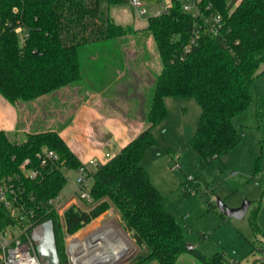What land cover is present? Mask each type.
<instances>
[{
  "label": "trees",
  "instance_id": "obj_1",
  "mask_svg": "<svg viewBox=\"0 0 264 264\" xmlns=\"http://www.w3.org/2000/svg\"><path fill=\"white\" fill-rule=\"evenodd\" d=\"M197 5L194 15L171 0L166 11L148 18L162 70L153 82L146 128L92 173L91 200H81L85 206L73 204L61 216L50 203L66 186L62 168L77 170L83 164L57 131L30 132L22 141L0 131V182L14 190L8 191L11 208L0 200V232L16 227L30 235L52 220L60 264H69L65 237L114 210L140 248L131 264H178L186 253L202 264H229L224 253L209 257L188 246L182 226L165 208L142 163L157 144L153 128L166 119L169 97L199 103L202 114L191 146L202 163L220 159L243 139L234 120L254 102V84L264 74V69L258 72L264 65V0H241L233 11L229 0H197ZM216 14L222 16L221 26L212 33L208 20ZM134 32L102 22L99 0H0V94L12 104L32 102L83 82L88 61L90 74L105 58L108 42ZM107 61L101 62L103 67ZM44 150L55 151L59 160L42 167L38 154ZM256 168L261 169L259 160ZM34 170L38 175L31 178L28 172ZM250 223L258 235L256 212ZM259 250L257 263L264 264V243Z\"/></svg>",
  "mask_w": 264,
  "mask_h": 264
},
{
  "label": "rangeland",
  "instance_id": "obj_2",
  "mask_svg": "<svg viewBox=\"0 0 264 264\" xmlns=\"http://www.w3.org/2000/svg\"><path fill=\"white\" fill-rule=\"evenodd\" d=\"M143 1L147 10L145 15L138 14L131 0L117 4L99 0V8L103 21L115 20L138 29L130 48L138 50L140 58L130 61L128 67L148 78L149 84H142L140 91L136 89L137 81L130 84L131 87L120 82V87L105 88L98 81L105 82L102 75L87 82L90 67L87 60L83 82L68 86L76 85L75 88L61 89L32 102L17 103L23 113L19 131L10 134L13 140H25L30 132L54 130L80 161L100 158L96 160L103 165L119 152L107 144L111 141L124 144L128 134L130 137L137 134L134 129L136 121L150 109L154 88L151 80L159 75L160 66L157 44L148 30V18L163 13L171 4V0ZM188 1L190 4L193 2ZM235 3L236 0H229L230 11L236 7ZM191 13H197L194 4ZM143 50L149 56H143ZM263 69L264 65L258 72ZM253 97L254 102L234 120L243 135L241 143L208 164L201 162L191 146L202 114L199 103L194 98H167V117L153 128L157 144L147 150L142 161L152 182L163 195L165 208L176 216L182 226L188 246L209 257L224 253L229 264H258L257 260L261 258L259 248L264 243V74L254 84ZM133 130L135 132L132 133ZM107 149L112 156L102 159ZM258 160L260 170L256 168ZM89 168L92 173L97 169L91 165ZM62 171L67 183L55 207L61 216L73 204L85 206L76 195L79 189L77 170L63 167ZM91 184L92 181L86 191L90 190ZM245 201L250 202V207L241 219L227 217L222 212V204L238 208ZM254 212L261 231L258 235L254 234L250 223ZM40 225L30 235L35 248L41 236ZM105 234L114 243L111 245L108 242L114 251L126 247L134 252L138 249L123 264H131L140 253L138 245L120 224L117 212L108 210L76 234L65 237L69 264H96L103 257L102 252L109 247L102 243L106 239ZM38 256L40 264H51L49 257ZM178 264L202 263L193 254L186 253L180 257Z\"/></svg>",
  "mask_w": 264,
  "mask_h": 264
},
{
  "label": "crops",
  "instance_id": "obj_3",
  "mask_svg": "<svg viewBox=\"0 0 264 264\" xmlns=\"http://www.w3.org/2000/svg\"><path fill=\"white\" fill-rule=\"evenodd\" d=\"M240 2H241V0H236V3H235L236 6ZM136 10L138 12V9H136ZM233 10H231V11H233ZM138 14H139V12H138ZM100 19H101V16H100ZM101 21L105 22L102 19H101ZM109 21H113L116 24L122 25L121 23H117L115 20H109ZM105 23H107V22H105ZM122 26H124V25H122ZM124 27H127V26H124ZM128 27L133 28L135 33L134 34L132 33L133 35L129 34L128 36H126L124 38H121V39L107 43L110 45V47H106V49H107V50H105L106 56H105V58L101 57L99 59V60H101L102 63H103V60H106V61L108 60L106 62V64H104L105 68L103 67V64L97 60L99 62V65H98V67H94V66L92 67L94 69L89 74L90 77L88 79V82L91 81L92 77L96 78L99 75H102V77L105 78V80H104V78H103V80L106 83L101 81V80H98V81H99V83H102L105 88H112L114 86L120 87V86H122V84H120V82H124V85L127 84L130 86V84L137 81L138 85H137L136 89H137V91H140L142 84H144V83L149 84L148 78H146L145 76H140L139 74H137V72H134V69L130 68V66L128 67L130 61H132V60L136 61L140 58L139 51L138 50L132 51L130 48V45L133 44L136 40L135 36L137 34L138 29H136L132 26H128ZM132 38H133V40H132ZM142 53H143V56L146 55L145 50H143ZM146 56H149L148 53ZM159 65L160 66L158 67L159 68L158 71L160 74V72L162 70L161 59H160ZM107 75H110V76H107ZM96 79H98V78H96ZM154 81H155V78H152L151 82L153 83ZM75 86L76 85H73L70 87L67 86L64 89L69 90V89L75 88ZM133 89L135 90V88H133ZM144 102H143V104H144ZM22 113H23V109L20 107L19 104L10 103L0 94V131L1 130L6 131L10 134L19 131ZM144 119H145V114L143 117H141L140 120L136 121L137 125H136V127H134V129L137 130V134L134 135V137H130V135L128 134L126 136L127 138H125V140H124V141H126L124 144H120L118 142L111 141L110 144H107V145L110 147L113 146L114 149H117V151L120 152L125 145H127L131 140L136 138L146 128V123H145ZM135 130H133L132 133L135 132ZM107 153H110V150H108V149L106 150V153L103 155L102 159H104L106 157ZM91 159H97L98 160L100 158L91 157V158H88L86 160H82V163L86 164ZM148 262H151V261H148ZM145 263H147V262H145Z\"/></svg>",
  "mask_w": 264,
  "mask_h": 264
},
{
  "label": "built area",
  "instance_id": "obj_4",
  "mask_svg": "<svg viewBox=\"0 0 264 264\" xmlns=\"http://www.w3.org/2000/svg\"><path fill=\"white\" fill-rule=\"evenodd\" d=\"M180 2L183 10L187 13H191L192 4L196 6L197 13H198V5L197 0H193L192 4L189 3L188 0H176ZM132 5L138 9L139 15H145L147 10L144 8V1L143 0H131ZM196 13V14H197ZM194 14V15H196ZM222 16L220 14L213 15L209 20V30L212 33H217L219 27L221 26ZM20 32L21 30L18 29ZM112 156L111 153L106 154V158H110ZM38 158L40 160L41 166H46L49 162L59 160V156L53 150H44L42 153L38 154ZM29 163L26 161L22 165V168L25 169V166ZM89 165L98 168L101 164L96 159L89 160L88 163L82 164L77 169V183L79 185V189L77 191V196L81 200L90 201V190L86 191L90 181H92V172L89 169ZM180 165V164H179ZM29 176L31 178H35L38 175V171H29ZM92 186V184H91ZM91 189V188H90ZM8 191L14 193L13 189L5 182H0V200L5 202V205L8 208L12 207V201L8 197ZM59 200L61 197L59 196L55 200H51L55 207L58 206ZM16 215H20L21 211L19 209L15 210ZM36 230V229H34ZM31 235V234H30ZM26 234L24 230H20L16 227L8 228L2 232H0V260L3 264H40L39 256L36 252V248L33 244V238ZM25 236V238H23Z\"/></svg>",
  "mask_w": 264,
  "mask_h": 264
},
{
  "label": "water",
  "instance_id": "obj_5",
  "mask_svg": "<svg viewBox=\"0 0 264 264\" xmlns=\"http://www.w3.org/2000/svg\"><path fill=\"white\" fill-rule=\"evenodd\" d=\"M250 207V202L245 201L240 207L238 208H229L226 205L222 204L221 209L222 212L230 218H236V219H241L243 218L249 210ZM39 229L41 230V236L38 245L36 246V252L40 256L43 257H49L51 264H60V255L58 251V246L56 242V233L54 229V224L52 220H47L43 222L40 226ZM97 245V244H96ZM190 248H193L189 246ZM137 250L132 251L130 250L129 253H125V251H120L122 252V258L119 259L117 262L113 264H123L136 253ZM108 252L112 253V248H108ZM97 264V263H96Z\"/></svg>",
  "mask_w": 264,
  "mask_h": 264
},
{
  "label": "bare ground",
  "instance_id": "obj_6",
  "mask_svg": "<svg viewBox=\"0 0 264 264\" xmlns=\"http://www.w3.org/2000/svg\"><path fill=\"white\" fill-rule=\"evenodd\" d=\"M118 230V229H117ZM111 231V230H110ZM112 232V231H111ZM97 233V232H96ZM115 233V232H114ZM104 234V233H103ZM102 235V234H101ZM105 238L104 241H102L103 245L106 244L108 245V242H110L111 245H113L114 243L111 242V240L108 238V234H105ZM108 238V239H107ZM94 239V238H93ZM102 240V239H101ZM109 246V245H108ZM107 246V247H108ZM101 247V246H100ZM110 247V246H109ZM108 247V248H109ZM120 251H125V253H129L130 252V248H123V249H116V251H114L112 249V253L108 252V249H105L104 253L100 259L97 260V264H113L115 262H117L119 259L122 258V255Z\"/></svg>",
  "mask_w": 264,
  "mask_h": 264
}]
</instances>
